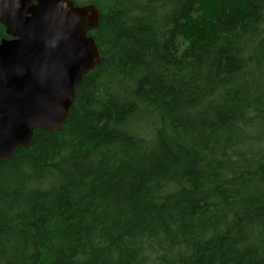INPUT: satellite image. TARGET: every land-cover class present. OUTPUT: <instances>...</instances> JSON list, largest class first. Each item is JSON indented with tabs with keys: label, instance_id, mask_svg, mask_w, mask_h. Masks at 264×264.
Wrapping results in <instances>:
<instances>
[{
	"label": "trees",
	"instance_id": "trees-1",
	"mask_svg": "<svg viewBox=\"0 0 264 264\" xmlns=\"http://www.w3.org/2000/svg\"><path fill=\"white\" fill-rule=\"evenodd\" d=\"M72 1L100 60L0 162V264H264V0Z\"/></svg>",
	"mask_w": 264,
	"mask_h": 264
},
{
	"label": "water",
	"instance_id": "water-1",
	"mask_svg": "<svg viewBox=\"0 0 264 264\" xmlns=\"http://www.w3.org/2000/svg\"><path fill=\"white\" fill-rule=\"evenodd\" d=\"M97 8L72 0H0V162L37 129L65 121L83 76L100 60Z\"/></svg>",
	"mask_w": 264,
	"mask_h": 264
}]
</instances>
